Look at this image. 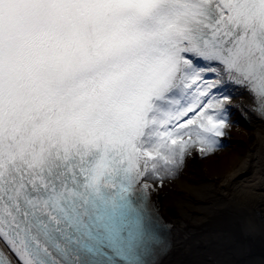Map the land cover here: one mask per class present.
<instances>
[{
    "label": "snow or ice",
    "instance_id": "1",
    "mask_svg": "<svg viewBox=\"0 0 264 264\" xmlns=\"http://www.w3.org/2000/svg\"><path fill=\"white\" fill-rule=\"evenodd\" d=\"M242 96L264 122V0H0V264H165L154 197Z\"/></svg>",
    "mask_w": 264,
    "mask_h": 264
},
{
    "label": "bare ground",
    "instance_id": "2",
    "mask_svg": "<svg viewBox=\"0 0 264 264\" xmlns=\"http://www.w3.org/2000/svg\"><path fill=\"white\" fill-rule=\"evenodd\" d=\"M233 103L224 147L194 154L154 197L171 226L165 264H264V122L244 111L246 97Z\"/></svg>",
    "mask_w": 264,
    "mask_h": 264
},
{
    "label": "rangeland",
    "instance_id": "3",
    "mask_svg": "<svg viewBox=\"0 0 264 264\" xmlns=\"http://www.w3.org/2000/svg\"><path fill=\"white\" fill-rule=\"evenodd\" d=\"M231 137H232V140H235V139H237V138L235 137V135H234V134H232V136H231ZM237 143H238V142H237ZM230 144H234V143H230V141H229V142H228V144H227V146H228V145H230ZM227 146H226V147H227Z\"/></svg>",
    "mask_w": 264,
    "mask_h": 264
}]
</instances>
